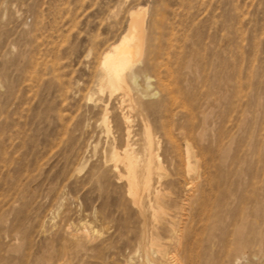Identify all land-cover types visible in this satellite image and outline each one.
Here are the masks:
<instances>
[{"label":"rangeland","instance_id":"rangeland-1","mask_svg":"<svg viewBox=\"0 0 264 264\" xmlns=\"http://www.w3.org/2000/svg\"><path fill=\"white\" fill-rule=\"evenodd\" d=\"M225 235L264 264V0H0V264H223Z\"/></svg>","mask_w":264,"mask_h":264},{"label":"bare ground","instance_id":"bare-ground-1","mask_svg":"<svg viewBox=\"0 0 264 264\" xmlns=\"http://www.w3.org/2000/svg\"><path fill=\"white\" fill-rule=\"evenodd\" d=\"M146 15H147V10L144 8L140 7L137 8L136 10L133 11L131 10L129 14L130 21H129L128 29L122 34V36L116 43L112 44L103 53L100 63L101 65L100 82L105 87L119 89L121 85H129L131 81L137 79V75L133 72V70L142 61L147 50L148 35L146 28ZM150 143L148 142V144ZM152 147L150 146V149H152L151 152L153 151ZM124 154H126L127 157L130 158V153L127 149L125 150ZM130 165L133 168L132 162L130 163ZM135 168H137V164ZM142 169L148 170V168H142ZM132 171H136V170H132ZM191 187L192 186H189L188 189L190 190ZM177 233L179 234V230L176 231V234ZM222 240L223 242H225L222 263L226 264V257L227 258L229 257V252L227 251L226 253V235L222 238ZM233 244H236V242L234 241ZM159 253L161 255L162 264H179V261L177 260V257L174 252L160 251Z\"/></svg>","mask_w":264,"mask_h":264}]
</instances>
